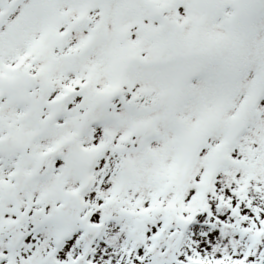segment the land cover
Listing matches in <instances>:
<instances>
[{"label": "snow or ice", "instance_id": "1", "mask_svg": "<svg viewBox=\"0 0 264 264\" xmlns=\"http://www.w3.org/2000/svg\"><path fill=\"white\" fill-rule=\"evenodd\" d=\"M0 264H264V0H0Z\"/></svg>", "mask_w": 264, "mask_h": 264}]
</instances>
